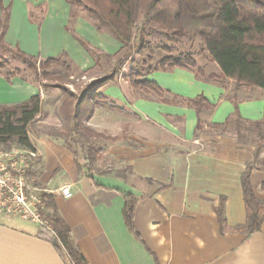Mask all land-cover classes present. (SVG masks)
<instances>
[{
  "label": "crops",
  "instance_id": "obj_1",
  "mask_svg": "<svg viewBox=\"0 0 264 264\" xmlns=\"http://www.w3.org/2000/svg\"><path fill=\"white\" fill-rule=\"evenodd\" d=\"M1 6L9 10L3 38L12 48L39 60L65 53L81 71L95 67L65 29L70 12L65 0H0V20ZM73 31L101 53L113 55L122 48L83 17L74 21ZM143 79L168 91L163 94L168 100L203 96L215 106L197 116L193 107L161 102L154 92H143L127 80L115 77L98 86L99 97L113 103L114 112H100L102 128L127 112L170 140L148 132L140 146L115 150L127 165L125 174L110 169L84 173L61 140L29 136L36 155L30 176L52 195L86 264H264V220L251 235L234 229L246 218L240 177L253 159L254 146L237 143L232 134L198 135L195 130L198 117L205 127L223 123L235 103L243 119L260 120L262 91L232 80L221 86L181 67L155 70ZM36 94L43 100L35 83L0 75V105L22 103ZM250 183L264 199V152L257 156ZM64 185L70 186L69 198L56 192ZM127 192L137 199L133 222L138 238L123 220L122 194ZM219 205L223 228L216 213ZM38 229L19 219H0V264H66L52 244L37 235Z\"/></svg>",
  "mask_w": 264,
  "mask_h": 264
},
{
  "label": "trees",
  "instance_id": "obj_2",
  "mask_svg": "<svg viewBox=\"0 0 264 264\" xmlns=\"http://www.w3.org/2000/svg\"><path fill=\"white\" fill-rule=\"evenodd\" d=\"M70 7L69 20L65 29L87 51L98 66L102 58L114 59L108 74L91 83L80 95L69 91L65 85H56L63 92L60 104V114L67 134L85 135L110 140H123L129 146L130 140L126 136L110 137L96 132L83 125L87 115L83 105L91 90L106 82L113 81L122 65L129 59L131 51L148 52L140 61L132 60L137 69H131L124 75L129 83L143 92H154L164 103H179L193 107L199 115L202 109H212L211 104L203 96L191 99L173 97L168 100L163 94L169 93L157 84L143 79L155 70H169L174 67L190 69L196 67L194 54L181 52L171 55V47L161 45V49L170 54L162 58L157 64L146 66L151 60L152 50L149 39L160 37L167 41H177L180 38H192L199 41L201 56L216 65L219 73H209L204 79L216 81L224 86L225 80H232L236 85L248 88H258L264 96V0H65ZM78 17L89 21L98 32H105L116 39L122 48L119 52L108 55L91 47L84 39L73 31V23ZM8 7L1 6L0 20V51L10 53L20 59L33 73L34 78L56 80L53 70L60 68L64 75H72L73 71L84 74L65 53L57 57L39 60L27 55L18 48H12L4 41V34L8 27ZM128 49V53L122 50ZM5 62L0 60V75L7 80L15 74L2 70ZM194 72V71H193ZM203 75V69L198 68ZM59 80L60 76H59ZM99 97V96H97ZM88 102H90L88 100ZM42 100L40 94L31 96L27 101L14 105H0V147H19L28 151H35L29 138L28 127L41 113ZM203 122L198 117L196 131L202 130ZM219 131V134H232L237 143L254 146L253 159L241 174L240 182L245 205L246 218L243 225L234 228L236 231L251 235L258 232L264 220V199L258 198L251 186L250 175L255 169L257 156L264 152V109L260 120L249 121L243 119L235 103L234 112L223 123L207 125ZM231 129V130H230ZM57 139V138H56ZM63 145L70 150L66 143ZM71 151V150H70ZM72 152V151H71ZM73 156L75 153L72 152ZM95 156L93 147H88L84 161L90 164ZM81 166H79L80 169ZM130 170V169H129ZM264 191V184L261 186ZM124 205L122 215L125 226L135 237H139L134 228V213L137 203L132 193L122 194ZM44 216L51 226V231L39 227L37 235L50 242L66 264H86L84 257L78 251L70 238L69 227L59 215L51 194H44ZM221 228L224 227L222 205L216 209Z\"/></svg>",
  "mask_w": 264,
  "mask_h": 264
},
{
  "label": "rangeland",
  "instance_id": "obj_3",
  "mask_svg": "<svg viewBox=\"0 0 264 264\" xmlns=\"http://www.w3.org/2000/svg\"><path fill=\"white\" fill-rule=\"evenodd\" d=\"M149 39V47L152 50L151 60L146 64L147 66L154 67L158 61L164 58L167 55H176L181 52H190L194 54V61L196 67L193 68L195 72L198 68L203 69V78L209 73H219L218 68L215 64L209 62L207 58L203 57L199 53V41L192 38H180L177 41H167L160 37H153ZM161 45L170 46L172 51L170 54L166 53L161 49ZM128 49H124L123 53H128ZM148 54L147 51L140 53L138 51H131L129 59L124 63L116 76L119 80H127L124 75L130 73L131 69H137L136 65L132 60L140 61L144 59V56ZM115 59V58H114ZM114 59L110 60L102 58L98 66H95L92 70L80 74L76 71H73L72 75H64L60 68H55L53 70L54 75L58 76V79L54 80H43L41 78L35 79L33 73L27 68L20 59L14 57L10 53L0 51V60L5 62L6 68L2 70L3 73H13L17 76H20L22 79L35 83L42 90L43 100L41 113L38 118L29 125L28 131L31 138H37L40 136H48L61 140L63 143H66L70 146V150L75 153V158L79 164L83 167V172H93V173H105L108 172L107 169H110L111 172H121L126 173L127 165L123 164L120 159H118L114 151L119 150L122 147H138L146 140V134L148 132L154 136L164 138L166 141H170L168 137L162 135L159 130H154L149 128L145 122L135 121L127 112L121 114L120 118H110L108 124L109 128H102L101 114L104 110L106 112H112L110 109L113 103L104 102V100L98 94V86L94 87L89 96L84 100L83 109L87 115L86 119L83 121V125L90 127L96 132L103 133L107 136H126L131 145L129 146L123 140L120 141H110L102 138L91 137L80 132L76 135H69L65 130V125L61 118L60 114V104L63 98V92L56 85H65L69 91L80 95L81 92L87 87L104 77L111 70ZM200 76L201 74L198 73ZM59 76L60 79L59 80ZM230 80H225L224 82H229ZM234 83V82H233ZM88 100L90 102H88ZM111 113V114H112ZM104 115H102L103 117ZM231 130V129H230ZM198 135H216L219 134V131L211 128L210 126H202V130L197 131ZM131 135H137L138 139L131 137ZM93 147L95 151V156L93 161L85 165L84 156L88 147ZM27 178L30 182H33L36 185L43 187L38 184L35 180L32 179L30 173L27 172ZM49 193V192H47Z\"/></svg>",
  "mask_w": 264,
  "mask_h": 264
},
{
  "label": "built area",
  "instance_id": "obj_4",
  "mask_svg": "<svg viewBox=\"0 0 264 264\" xmlns=\"http://www.w3.org/2000/svg\"><path fill=\"white\" fill-rule=\"evenodd\" d=\"M35 152L19 147H0V219H19L51 231L44 216L46 188L30 182V171ZM65 198L72 195L69 185L56 189Z\"/></svg>",
  "mask_w": 264,
  "mask_h": 264
}]
</instances>
